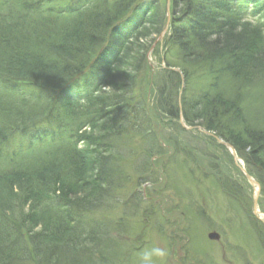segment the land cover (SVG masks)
<instances>
[{"label": "trees", "instance_id": "trees-1", "mask_svg": "<svg viewBox=\"0 0 264 264\" xmlns=\"http://www.w3.org/2000/svg\"><path fill=\"white\" fill-rule=\"evenodd\" d=\"M140 1L0 0V103L3 95L10 103L0 104V264H106L114 233H125L106 219L125 180L117 162L132 153L123 142L139 138L144 153H157L146 162L152 173L163 156L153 112L216 133L251 166L264 159V130L246 131L245 146L236 132L253 124L242 117L244 93L264 75V24L244 27L254 0H171L169 24L165 2L158 26L150 2ZM152 24L156 34L168 24L182 57L181 72L177 62L164 68L178 82L177 96L188 66L213 77L211 88L176 99L173 110L148 101L163 91L153 81L160 69L149 65V46L140 80L141 61L119 71L145 39L140 29ZM225 77L229 92L216 83ZM89 128L95 135L85 138ZM143 163L135 168L142 178Z\"/></svg>", "mask_w": 264, "mask_h": 264}, {"label": "rangeland", "instance_id": "rangeland-1", "mask_svg": "<svg viewBox=\"0 0 264 264\" xmlns=\"http://www.w3.org/2000/svg\"><path fill=\"white\" fill-rule=\"evenodd\" d=\"M147 1L152 5L149 10L155 9L153 21L158 26L164 3L167 2L168 5V0H141L138 3ZM259 7L262 8L261 11ZM176 21L178 22L177 19ZM262 24L264 0H261L260 4L254 0L249 7L244 27L254 31L255 28L259 30ZM152 26L153 24L146 27L147 30L140 29L145 32L141 33L145 39L133 47L128 62L119 68V71L131 72L132 67H136L143 60L142 56L149 46V65L160 69L156 71L157 75L153 81L159 87L158 90L163 91L159 99L156 92L155 97L151 93L148 101L151 108L157 107L160 101L173 110L176 99L182 101L185 96L187 100H191L194 95L203 94L213 82V77L207 76V70L194 72V68L188 66L191 74L184 78L185 92L182 96L180 91L177 96L178 82L173 76L168 77L169 74L164 68L168 63L177 62L178 69L175 70L181 72L179 60L182 57L172 45V33L168 31L169 28L156 34L157 29ZM260 39L264 43V30ZM139 66L138 80L141 79L142 61ZM261 78L263 83L258 84ZM261 78L254 85L257 86L255 91L249 89L244 93L250 96V99L244 103L242 117L252 120L253 124L248 123L247 126H238L236 129L242 146L247 142L246 131H256L259 128L264 130V75ZM218 80L216 83L220 82L221 89L229 92L231 87L223 83L227 78ZM103 90L108 95L111 88ZM212 90L215 93L216 88ZM71 93L76 97L75 87ZM2 98L1 106L10 104L8 97L3 95ZM13 104L16 105L14 101ZM156 114L153 112L152 116L159 128L157 133L160 135L163 152V156L157 160L159 172L152 173L149 165L146 173L147 160L150 161L157 153L153 156L144 153L143 142L139 138L134 142L126 139L122 144L124 151L132 152L126 154L129 156L125 160L117 162L122 168L125 180L113 195V199L118 200L112 205L114 208L106 213L105 206L101 214L106 213V219L112 220L119 228L123 227L125 233L119 230L114 233L115 249L110 247L113 255H108L110 258L106 264H137L138 255L153 244L167 248L168 257L164 264H264V188L259 182H264V159L261 163L256 162L251 166L241 160L243 157L240 154L243 152L239 154L231 142L224 140L225 144L230 145L227 147L219 141L221 139L216 133L205 131L198 124L194 126L195 129L187 123L185 125L181 120L183 116L177 119L164 113ZM240 116L238 115L239 118ZM8 118L13 122L17 119L12 115ZM4 123L6 122L0 120V127ZM81 135L89 138L95 133L89 128L82 131ZM85 145L82 140L79 147ZM236 145L238 147L240 143ZM238 149L243 151L241 146ZM233 151H237L238 158H235ZM248 153L249 150L246 149L244 155L249 160L252 157ZM141 163L146 170L142 171L143 178L135 170L136 165ZM249 177L255 182L250 181ZM141 192L143 195L148 192L149 195L145 194L144 198H140ZM255 202L258 205L257 210ZM211 232L217 233L219 238H210Z\"/></svg>", "mask_w": 264, "mask_h": 264}, {"label": "clouds", "instance_id": "clouds-1", "mask_svg": "<svg viewBox=\"0 0 264 264\" xmlns=\"http://www.w3.org/2000/svg\"><path fill=\"white\" fill-rule=\"evenodd\" d=\"M167 257L168 250L166 247L153 244L138 255L137 264H164Z\"/></svg>", "mask_w": 264, "mask_h": 264}, {"label": "water", "instance_id": "water-1", "mask_svg": "<svg viewBox=\"0 0 264 264\" xmlns=\"http://www.w3.org/2000/svg\"><path fill=\"white\" fill-rule=\"evenodd\" d=\"M167 29H168V27H167ZM219 141H221V142H223V143L225 144V141H224V140L221 139V140H219ZM225 145H226L227 147H230L229 144H225ZM231 151H232V150H231ZM233 154L235 155V151H233ZM249 180L252 181V182H255L254 179H253L252 177H251V178L249 177ZM257 207H258V205H257V203L255 202V210H257ZM209 237H210V238H219V237H218V234H217V233H214V232H211V234L209 235Z\"/></svg>", "mask_w": 264, "mask_h": 264}, {"label": "bare ground", "instance_id": "bare-ground-1", "mask_svg": "<svg viewBox=\"0 0 264 264\" xmlns=\"http://www.w3.org/2000/svg\"><path fill=\"white\" fill-rule=\"evenodd\" d=\"M167 11H168V10H167ZM169 16H172V15H169ZM169 16H168V17H169ZM181 120H182L183 122H185V125H186L187 122L184 121V118L181 119ZM188 128H190V127H188ZM193 128L195 129L196 127H193ZM234 156H235V158H236V157H237V158L239 157L237 151H235V155H234ZM240 158H241V157H240ZM241 160L243 161L242 158H241ZM244 162H245V161H244ZM256 212H258V211H256ZM262 217H264V214H262ZM263 222H264V221H263Z\"/></svg>", "mask_w": 264, "mask_h": 264}]
</instances>
